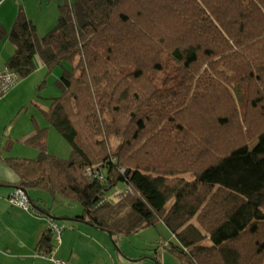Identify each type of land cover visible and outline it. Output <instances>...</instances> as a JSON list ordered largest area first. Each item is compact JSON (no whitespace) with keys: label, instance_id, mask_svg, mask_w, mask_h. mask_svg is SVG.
Wrapping results in <instances>:
<instances>
[{"label":"trees","instance_id":"16d2710c","mask_svg":"<svg viewBox=\"0 0 264 264\" xmlns=\"http://www.w3.org/2000/svg\"><path fill=\"white\" fill-rule=\"evenodd\" d=\"M8 37L20 80L36 56L48 74L63 66L42 110L71 148L49 153L34 119L25 143L39 157L4 158L15 188L78 202L77 220L118 247L162 221L182 264H264V0L66 1L43 36L20 8Z\"/></svg>","mask_w":264,"mask_h":264},{"label":"crops","instance_id":"0c3cea01","mask_svg":"<svg viewBox=\"0 0 264 264\" xmlns=\"http://www.w3.org/2000/svg\"><path fill=\"white\" fill-rule=\"evenodd\" d=\"M66 1L72 2V0H0V28L5 31L0 36V71L7 67L6 62L15 50L8 32L15 22L19 9L24 10L39 31L40 24L46 28L53 26V20L58 17L59 6ZM40 62L42 63L41 60ZM41 63L38 65L40 69L44 65ZM33 133L34 131L24 133L18 138L25 143L27 137ZM4 152L6 156L3 155ZM14 154L7 152V149L0 150V264H53L38 249L42 236L49 230L50 216L71 218V220L54 219L59 224L66 221L69 224L65 225L70 226L62 232V243L56 257L70 264H142L143 257L133 254V251L137 252L140 247L137 245L132 247L129 243L124 244L123 241L120 250L116 249L113 234L110 235L107 230L92 226L86 221L77 220L76 217L82 213L79 208L68 206L69 208L64 207L55 212L49 208L48 199L39 191L29 194L34 200L33 203L37 204L36 209L39 213L12 204L10 196L15 189L14 183L19 177L4 158L19 157ZM58 198L61 197L53 196L54 200ZM55 243L56 239L53 235L50 238V246ZM167 243L168 241L165 246ZM158 263L162 264L161 260Z\"/></svg>","mask_w":264,"mask_h":264},{"label":"rangeland","instance_id":"374dc122","mask_svg":"<svg viewBox=\"0 0 264 264\" xmlns=\"http://www.w3.org/2000/svg\"><path fill=\"white\" fill-rule=\"evenodd\" d=\"M57 18L53 20L52 25L54 27L57 23ZM53 26L46 28L40 24L38 34L43 36L53 29ZM36 63V69L32 74L24 79H19L4 96L0 97V150L5 151L7 149V152L15 153L19 157H39L40 151L38 149L24 143L21 138H18L24 133L35 131V119L38 126L48 127L47 151L63 158H69L71 153L69 143L53 126L48 124L42 110L49 106L50 98L61 94V90L56 82L61 77L64 68L61 65L56 66L52 73L48 74L44 65L41 66V69L38 66L41 63L39 56H36ZM64 66L69 69L72 68L71 63H65ZM112 142L113 146L116 147L120 140L116 138ZM7 145L9 148H5ZM3 155L6 156V153L4 152ZM103 171L107 172L106 169H103ZM187 177L190 178L189 175ZM125 187L123 182L117 183L107 192L106 197L113 203L118 202ZM33 191L42 193L48 199L49 208L55 212L68 206L82 210L81 204L76 201L61 198L54 200L53 196H51L52 194L45 190L31 189L28 194H31ZM60 223L61 225L69 224L66 221ZM170 236L171 233L168 227L162 221H158L156 225H151L138 233L125 236L122 242L124 241V244L129 243L131 246L137 245L140 247V250L137 252L133 251V254L143 257L142 264H159L160 260L162 264H181L179 259L165 246ZM119 245L122 247L121 242ZM114 246L120 250V247L115 242Z\"/></svg>","mask_w":264,"mask_h":264},{"label":"built area","instance_id":"2783aa9c","mask_svg":"<svg viewBox=\"0 0 264 264\" xmlns=\"http://www.w3.org/2000/svg\"><path fill=\"white\" fill-rule=\"evenodd\" d=\"M19 80V76L14 71L5 67L0 71V97L4 96ZM124 171L123 168H121ZM87 175L93 178L103 179V173H101V168L90 167L87 171ZM108 199V198H107ZM10 202L15 205H19L27 210H31L32 204L28 193L22 188H15V191L10 196ZM69 226L61 225L54 219L49 220V228L54 232L56 243L51 246L48 253L44 254V257L52 261L53 264H70L68 261H64L56 257V253L62 243V232Z\"/></svg>","mask_w":264,"mask_h":264},{"label":"water","instance_id":"95a60500","mask_svg":"<svg viewBox=\"0 0 264 264\" xmlns=\"http://www.w3.org/2000/svg\"><path fill=\"white\" fill-rule=\"evenodd\" d=\"M53 219L55 220H71V218H62V217H58V216H52ZM110 235H112L111 231H108Z\"/></svg>","mask_w":264,"mask_h":264}]
</instances>
